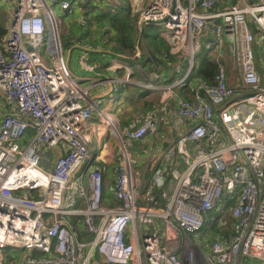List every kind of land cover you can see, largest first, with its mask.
<instances>
[{"label": "built area", "instance_id": "obj_1", "mask_svg": "<svg viewBox=\"0 0 264 264\" xmlns=\"http://www.w3.org/2000/svg\"><path fill=\"white\" fill-rule=\"evenodd\" d=\"M56 6L64 12L70 3L17 0L5 52L0 50L6 110L0 121V264H7V250L18 253L12 264H90L94 253L106 264H264V83L254 64L250 27L262 35L264 57V0H144L135 12L139 31L161 22L170 52L186 62L175 70L183 71L180 78L160 85L157 75L134 79L143 75L139 52L129 64L115 56L121 64L116 59L105 66L108 73L121 72L108 79L112 93L121 83L138 85L159 92L163 103L123 130L88 97L63 60ZM202 47L211 57L229 48L240 87H231L227 68L215 59V86L198 83L193 96L175 102L184 132L173 135V151L184 170L172 172L164 209L141 206L128 144L156 131ZM92 112L119 145L112 166L118 205L111 209L102 208L104 178L94 164L105 145L98 153L91 149ZM152 178L158 188L165 186L160 168ZM159 197L167 198L163 190ZM66 199L72 209L64 208ZM225 201H231L229 233L197 248L191 238L215 218L209 212L225 216ZM79 226L90 240H80Z\"/></svg>", "mask_w": 264, "mask_h": 264}, {"label": "crops", "instance_id": "obj_2", "mask_svg": "<svg viewBox=\"0 0 264 264\" xmlns=\"http://www.w3.org/2000/svg\"><path fill=\"white\" fill-rule=\"evenodd\" d=\"M68 1L70 3V7L68 8V10L64 12H62L58 6L53 8L56 17L58 18L59 21L62 22V29L60 31L59 38H60L61 46L62 47L64 46L63 48L64 50L62 51L63 60L69 66L71 74L74 77V79L77 82H79L83 88L88 89V97H90L91 100L97 101L101 107H105L107 110H110L114 104L113 101L118 102L121 100H118L116 98L117 95L111 92L112 84L108 82V79L120 78L121 72L117 71V72L108 73L105 70L104 64H106L107 62L110 63L112 61H115L118 58H116L115 55H113L109 51V47L106 44H104V41H102L103 40L102 31L101 29H98L99 25L95 20H97L96 17L98 13L99 14L101 13L100 11H105L108 9L109 6H112L114 4L112 3V0H78V1L68 0ZM114 2H117V0H114ZM137 3L141 5L140 7H136L138 9L144 6V0H126L125 2L127 7L130 8L131 10L130 12L132 13L134 12L133 11L134 9L133 7H135L134 5H136ZM85 6H90L91 8L93 7L95 10L92 8L93 9L92 12L91 10H88L89 9L88 8L87 9L88 15H86V10L84 11ZM11 10L13 11V0L12 3L8 2L7 4H5L4 2H2L0 4V27L2 28V30H8L10 26V20H11L10 15L12 12ZM80 10L84 11L83 14H81ZM133 14L136 13L134 12ZM82 18L86 20L90 19L88 21H90L91 23V27H92L91 30L86 29L85 26L81 25L80 22ZM64 31L65 33H63ZM66 31L68 34L66 33ZM5 37L6 35L2 37V40H4ZM90 37L92 38L91 42L88 41ZM160 37L163 38V34H161ZM77 38L84 40L82 42L86 43L87 46L85 45L80 46L75 44L69 45V41L71 39H77ZM92 40H95V42H93ZM87 42L89 44L91 43V45H88ZM84 47H88V48H84ZM137 58H138L137 62L141 70L144 71L143 64L141 67V63H142L141 54ZM80 60H83V62L81 63ZM120 60L121 59H118L117 61ZM129 63L130 61H128V64ZM141 76H142L141 74L136 75L137 81L140 78L142 80ZM156 83L160 85L158 82ZM232 87L234 89L239 88L240 87L239 80L238 83L236 84L234 83ZM136 89L137 91H135V94L137 96H140L141 97L140 99L136 100L137 97H134V101L131 102V104L126 100H124V103L118 102L119 107L117 108V110L119 109L120 112L117 111L114 117L120 128L124 127V124L127 123V121L123 120L124 118L129 117L132 114L135 115V113L139 111H143L142 113H145L147 111L148 105L147 104L143 105L142 102L143 99L149 101L151 98H154L156 96L160 97V95L156 94L154 91H146L147 93L146 92L144 93L141 90L139 91L138 87H136ZM108 99H110V101ZM178 99H184V98L180 93L174 91L173 97L167 101L166 111L162 112L160 115V122H163L162 125L168 126V129H166V137L160 134L162 131L161 129H159V132L157 133V137H154L152 136V134H150L143 140L134 143V144L137 143L141 144L142 146L141 150L139 151L138 150L136 151L134 149L132 150H134L135 152H137L138 155H140V159H138V161L143 163L145 162V165L148 166L147 170H149L148 171L149 174H144L145 172V168H144L142 170L141 177L138 178L136 176L137 172H135L133 169L135 182L138 183L136 188V203H138L141 206L152 207L155 209H164L166 202L168 198H170L171 193L173 191L174 180L171 178L172 172H174L175 170L177 172H181L184 170V167L179 162L180 161L179 158L175 155L173 151L174 140L173 139L170 140L171 139L170 135L172 134L180 135L184 132L183 124L174 115V111L176 108L175 102ZM159 100L161 99L159 98ZM157 105L158 104H153V106H157ZM150 110H152V108ZM5 113L6 110L3 103V97L0 96V121L5 115ZM117 114L119 115L117 116ZM88 125L93 130L92 140H91L92 151L94 153H98V150L101 149L102 145L103 144L105 145L100 152V160L101 162H103V164L98 163L99 164L98 168L102 172L104 178L102 208L104 209L115 208L118 205V202L115 200V190H114L115 180L112 171V166L114 165V161L116 154L118 152L119 145L106 132V128L104 127V122L100 120L97 115L95 114L91 115ZM87 131L89 134H91L89 130ZM188 148L191 150L193 146L189 145ZM52 152L57 153V150H53ZM132 160L134 165L137 162V160L134 159ZM159 168L162 170V174L164 178H166V184L163 188H158L152 178V174L154 170ZM160 190L161 191L163 190L166 193L167 196L166 199H161L159 197ZM227 215L230 217L229 214ZM156 225L160 226V223H156ZM78 231L80 234V240L86 241V239L83 238V236L86 234L83 232L80 226L78 227ZM129 231L130 230H128V233L125 237L126 242H128L129 240L128 235L131 233V231L130 232ZM228 233L229 230H226L222 234L219 233L218 235L212 234V237H210L211 239L210 240L208 239V241L210 243L211 240L215 237H226ZM197 241L200 243V245L208 248L207 246L209 245L206 241H205L206 244H203V242L200 241L199 237L197 238ZM15 252L17 251L7 250L5 254V257L7 259V264H12L17 260L15 257H13L18 255ZM90 264H106V263H104L102 258L97 253H94L91 258Z\"/></svg>", "mask_w": 264, "mask_h": 264}, {"label": "trees", "instance_id": "obj_3", "mask_svg": "<svg viewBox=\"0 0 264 264\" xmlns=\"http://www.w3.org/2000/svg\"><path fill=\"white\" fill-rule=\"evenodd\" d=\"M236 1L237 0H231L233 4L236 3ZM247 1L250 4H253L255 0H247ZM117 2H114V0H112V3L114 5L109 6L108 9L105 11H100L101 13L100 14L98 13L96 17L98 21L97 20L95 21L99 25L98 29H101L102 31V38H103L102 41H104V44H106L109 47V51L113 55L118 56L123 60L130 61V59L136 57L137 51L140 52L138 49H136V44H135L138 42V38L136 36L138 30L135 24L136 23L135 15L132 12H130L131 11L130 8L127 7V5L125 4L126 0H117ZM88 8H89L88 10H91L93 12L94 9L93 7H92L93 9L90 6ZM86 15H88L87 11H86ZM88 20L90 19L87 20L84 19L85 24L82 21L80 23L82 24V26H85L86 29L91 30L92 28L91 23ZM250 27L253 30L252 33L255 36V40L256 41L258 39L260 40L258 36V34L260 33L259 30L257 28L254 29L253 24H250ZM6 33L7 30H2V28L0 27V50H2L3 53L5 52V50H3L4 40H2V37L6 35ZM130 33H133V35L135 34L136 41L134 39L133 41H131L129 35ZM141 47L142 46L140 45V48ZM140 54L142 56L141 67L143 64L144 73L141 76L142 80L140 78L138 79V82H142L143 78L145 77L157 75L158 81L161 84H170L174 80L181 77L183 71L180 73H176L175 70L177 67H179L181 71L184 68L186 59L182 57H178V55L176 54H172L169 50L166 41L159 35H153L151 42H146V51L145 52L141 51ZM197 56L199 57L198 61H196ZM224 63L225 62H223V64ZM107 64L109 63L107 62L104 65L106 66ZM217 67H218V62L215 59H212V57L209 55V51H207L206 49H204V47H202V49L195 56L194 68L191 74L188 76V78L181 86L175 89V92L180 93L184 98V100H186L195 94V89L198 83H203L207 85V87L213 88L215 86L214 75L216 73ZM256 69L261 77V81L264 83V65L263 64L258 65L256 66ZM197 79L201 81H197L196 83H194L195 80ZM135 86L139 88V91L141 90L144 93L146 92V90H144L142 87L138 85L121 83L119 84L118 92L116 93L118 100H123V101L126 100L131 104V102L134 101V97H137L136 100L140 99L141 97L135 94V91H137ZM142 102L143 105L144 104L148 105L146 112H148L153 107V104L148 103V101L142 100ZM128 125L130 124L127 121V123L124 124V127H127ZM133 145L134 143L128 146L129 149H131V146ZM230 204L231 201H225L222 204V206L226 210L225 217L221 219L224 222V225H222L221 223H217V221L219 220L218 212L215 211L209 212V217L211 216L215 217L213 219H208L205 222V226L207 228L209 227L211 235L212 234L218 235L219 233L222 234L226 230H229L231 226V218L227 215L229 214L227 213V208L229 207ZM67 220L73 226L75 225V220L73 218H68ZM83 238L86 239V241L91 239V237L87 235H84Z\"/></svg>", "mask_w": 264, "mask_h": 264}, {"label": "rangeland", "instance_id": "obj_4", "mask_svg": "<svg viewBox=\"0 0 264 264\" xmlns=\"http://www.w3.org/2000/svg\"><path fill=\"white\" fill-rule=\"evenodd\" d=\"M1 1V3L2 2H4L5 4H7L8 2H11L12 3V0H0ZM16 1L17 0H13V11L11 12V15H10V18H11V20H12V17L14 16V14H15V6H16ZM76 1H78V0H76ZM246 2L249 4V2L246 0ZM0 3V4H1ZM141 4V3H140ZM135 7H133L134 9H133V11L134 12H137L139 9L138 8H136V7H140L141 5H139L138 3L136 4V5H134ZM89 7V6H88ZM88 7H84V11L86 10L87 11V9H88ZM138 9V10H137ZM81 11V14H83V10H80ZM133 12V13H134ZM135 15V21H136V26H137V30H138V33L136 34V36H137V38H138V42L137 43H135L136 44V49H138L139 51H140V53H141V51L142 52H145L146 51V42H151V40H152V36L153 35H160L161 36V34H163L164 33V27H163V24H157V25H143L141 28H143V30L141 29V31H139V25H138V17H137V15L136 14H134ZM81 17H82V15H81ZM9 18V19H10ZM11 20H10V22H11ZM81 21L84 23L85 21H84V18H82L81 19ZM85 24V23H84ZM61 29H62V22L61 21H59V25H58V30H57V32H58V35H60V31H61ZM90 30V29H89ZM251 30H252V28H251ZM252 32H253V30H252ZM63 33H65V31L63 32ZM66 33H67V31H66ZM68 34V33H67ZM130 35V38H131V41H133V39L136 41V36H135V34L133 35V33H130L129 34ZM258 36H259V38H260V40L258 39L256 42H254L253 43V45H252V54H253V60H254V64L256 65V66H258V65H264V57H263V54H262V49H261V46H262V44H263V40H262V35L259 33L258 34ZM91 37L89 38V40L88 41H90L91 42ZM145 40V41H144ZM82 41H84V40H82V39H80V38H77V39H71L70 41H69V45H73V44H75V45H80V46H82V45H85V46H87L86 45V43H83ZM93 42H95V40H92ZM63 43V42H62ZM87 44L88 45H91V43L89 44L88 42H87ZM140 45L142 46L141 48H140ZM64 48V46L62 47V51L64 50L63 49ZM84 48H88V47H84ZM91 48V47H90ZM92 49V48H91ZM90 51H92V50H90ZM231 51L229 50V48H226L223 52H221L220 54H215L213 57H212V59H220V60H222L223 62L225 61V63H224V65H225V67L227 68V75H228V81H229V84L231 85V86H233V84L235 83H238V77H237V69H236V65H235V59H234V56L230 53ZM140 53H139V55H140ZM198 56L196 57V61H198ZM138 59V58H137ZM137 59H136V62H137ZM227 61V62H226ZM138 63V62H137ZM116 64H121V62L120 61H117L116 62ZM144 73V72H143ZM134 79H136L137 80V78H136V75H135V77H134ZM156 82H159L158 80L156 81ZM160 83V82H159ZM145 90V89H144ZM147 91V90H146ZM114 94V93H113ZM156 94H158L159 95V92H156ZM117 99H118V97H116ZM159 96H156V97H154V98H151L149 101H148V103H151V104H158V105H162L163 103H161V100H159ZM109 101H110V99H108ZM144 101H147L146 99H143ZM121 102L122 103H124V101L123 100H121ZM114 103V102H113ZM119 107V105H117V107H116V105H113L112 107H111V109L110 110H108V113L110 114V115H112V116H114L115 115V113H117V111L118 112H120V110L118 109L117 110V108ZM142 112L143 111H139V112H137V113H135V115H130L129 117H126V118H124L123 120H125V121H128L129 122V124H131V123H136L137 121H139L140 119H141V117H143V115H144V113L142 114ZM145 112V111H144ZM93 114H95V112H92ZM119 114H117V116H118ZM136 115H138V116H136ZM99 118V117H98ZM100 119V118H99ZM121 123V122H120ZM162 123L163 122H160V124H158L157 126H158V128L156 129V131H155V133L154 134H152V136H154V137H157V133L159 132V129H161V133L160 134H162L163 136H165L166 137V129H168V126L167 125H165V126H163L162 125ZM119 127V129L120 130H123L122 128H120V126H118ZM121 132V131H120ZM171 136V139L170 140H172L173 139V134L172 135H170ZM111 141H112V139H111ZM114 143V142H113ZM131 145V143L130 144H128V146H130ZM141 148H142V146H141V144H139V143H137V144H134L133 146H131V149H129V147H128V153H130V155H131V157H132V159H134V160H137V162L133 165V169H134V171L135 172H137V174H136V176L138 177V178H140L141 177V175H142V170L145 168V172H144V174H149V170H147V168H148V166L147 165H145V162L143 163V162H140V161H138V159H140V155H138L137 154V152H135L134 150H141ZM132 149H134V150H132ZM152 160H154V159H152ZM152 160H150V161H152ZM133 161V160H132ZM98 163H101V164H103V162H101V161H99ZM97 162L94 164V167H96V168H98L99 167V164H98ZM151 165H153V164H151ZM141 170V171H140ZM136 184H138V183H136ZM136 188H137V186H136ZM64 208H66V209H72L73 208V206H71L70 204H69V201H68V199H66V201H65V205H64ZM223 216H221V219H223L222 218ZM221 219H219L218 221H217V223H221L222 225H224V222L221 220ZM200 238V241L201 242H203V244H206L205 243V241L208 243V245L210 244L209 243V241H208V239L210 240L211 238L210 237H212V235H211V233H210V229H209V227L207 228L206 226L199 232V233H197L195 236H193L192 238H191V241L195 244V246L197 247V248H200L201 247V245H200V243L197 241V238ZM193 245V244H192ZM195 247V248H196ZM209 250V249H208Z\"/></svg>", "mask_w": 264, "mask_h": 264}, {"label": "water", "instance_id": "obj_5", "mask_svg": "<svg viewBox=\"0 0 264 264\" xmlns=\"http://www.w3.org/2000/svg\"><path fill=\"white\" fill-rule=\"evenodd\" d=\"M161 22H156V23H152V22H148L149 25H157L160 24ZM69 67V66H68Z\"/></svg>", "mask_w": 264, "mask_h": 264}]
</instances>
